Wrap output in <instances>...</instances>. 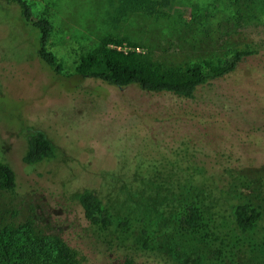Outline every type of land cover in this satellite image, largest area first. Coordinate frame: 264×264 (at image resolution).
Returning <instances> with one entry per match:
<instances>
[{"label":"rangeland","instance_id":"rangeland-1","mask_svg":"<svg viewBox=\"0 0 264 264\" xmlns=\"http://www.w3.org/2000/svg\"><path fill=\"white\" fill-rule=\"evenodd\" d=\"M26 1L35 17L51 22L50 49L63 69L38 57L37 30L17 4L0 0V161L16 174L15 189L0 192V225L31 220L91 264H121L126 253L154 264V252L131 242L95 239L78 195L92 189L115 211L154 220L160 208L147 180L154 166L174 165L214 185L217 195L244 180L250 187L239 190L264 198V0H170L162 15L125 16L117 14L119 0ZM105 38L166 67L217 62L238 49L254 53L185 98L78 76L81 55ZM35 129L56 149L29 165L24 155ZM188 251L182 243V264H194ZM225 264H264V214Z\"/></svg>","mask_w":264,"mask_h":264},{"label":"trees","instance_id":"trees-1","mask_svg":"<svg viewBox=\"0 0 264 264\" xmlns=\"http://www.w3.org/2000/svg\"><path fill=\"white\" fill-rule=\"evenodd\" d=\"M19 6L25 22L38 33V57L52 69L61 72L62 63L50 49L51 22L35 17L26 0H12ZM170 0H119L117 14L125 16L139 11L146 15H162ZM112 39H103L97 48L83 53L75 73L83 78L99 79L108 84L128 86L137 84L145 91L171 92L193 98L200 86L224 77L236 70L251 49H238L217 62L198 61L187 68L166 67L154 62L147 54L110 46ZM56 146L40 129L28 137L25 163L33 165L54 156ZM174 165L154 166L147 180L154 193L160 214L154 220L132 217L114 210L111 204L92 189L78 195V201L95 239L102 243L127 246L135 250L154 252V264H182L187 255L180 252L185 243L194 253V264H225L245 238H251L264 214V198L254 199L239 187H250L244 180L232 182L229 191L216 193L214 185L194 173ZM238 175L239 179L245 178ZM16 187V174L7 162L0 161V192H11ZM225 206V207H224ZM159 211V210H157ZM220 211H225L221 218ZM188 251V254L190 253ZM132 253L123 254L121 264H144ZM0 264H91L86 256L60 237L37 231L34 222L20 225H0ZM146 264V263H145Z\"/></svg>","mask_w":264,"mask_h":264}]
</instances>
